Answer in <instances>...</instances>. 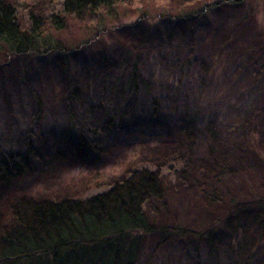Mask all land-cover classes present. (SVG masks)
Returning a JSON list of instances; mask_svg holds the SVG:
<instances>
[{
	"label": "rangeland",
	"instance_id": "374dc122",
	"mask_svg": "<svg viewBox=\"0 0 264 264\" xmlns=\"http://www.w3.org/2000/svg\"><path fill=\"white\" fill-rule=\"evenodd\" d=\"M32 1L18 9L23 28L52 8ZM207 1L218 0H129L117 17L48 27L65 53L0 51V153L25 152L29 132L39 153L0 189V228L20 200L86 198L149 169L165 195L146 206L155 232L137 264H264V223L243 233L228 221L264 200V0L180 18ZM79 131L98 146L86 158Z\"/></svg>",
	"mask_w": 264,
	"mask_h": 264
},
{
	"label": "trees",
	"instance_id": "16d2710c",
	"mask_svg": "<svg viewBox=\"0 0 264 264\" xmlns=\"http://www.w3.org/2000/svg\"><path fill=\"white\" fill-rule=\"evenodd\" d=\"M50 1L52 8L42 16L29 11V26L23 28L18 9L26 8L33 1L0 0V51L14 56L65 53L63 43L51 36L46 30L48 27L64 31L69 21H82L89 14L117 17L119 9L129 0ZM245 2L207 1L180 18L199 20L217 6H240ZM145 17L143 13L139 19ZM137 78L135 70L132 81L126 86L137 87ZM78 95L79 91L72 89L69 104L73 103L72 99L77 100ZM110 119L113 121V117ZM31 134L29 132L25 138V152L11 149L0 153V189L30 173L32 159L39 155ZM74 139L80 156L86 158L98 151L97 143L90 141L84 132L79 131ZM164 195L161 172L137 169L109 189L86 198L20 200L12 207L11 225L0 228V264H137L142 237L155 232L146 217V206L163 200ZM250 207L255 209L245 215L240 214L242 208H235L229 224L234 218L237 229L245 233L253 222L264 223V200L253 201ZM186 232L183 230L188 234ZM214 232L215 229L210 230L205 236L211 239Z\"/></svg>",
	"mask_w": 264,
	"mask_h": 264
},
{
	"label": "bare ground",
	"instance_id": "6f19581e",
	"mask_svg": "<svg viewBox=\"0 0 264 264\" xmlns=\"http://www.w3.org/2000/svg\"><path fill=\"white\" fill-rule=\"evenodd\" d=\"M51 184V183H50Z\"/></svg>",
	"mask_w": 264,
	"mask_h": 264
}]
</instances>
